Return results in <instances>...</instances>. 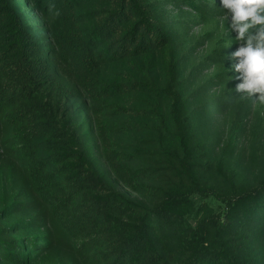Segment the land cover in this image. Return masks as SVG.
Wrapping results in <instances>:
<instances>
[{
    "label": "trees",
    "instance_id": "16d2710c",
    "mask_svg": "<svg viewBox=\"0 0 264 264\" xmlns=\"http://www.w3.org/2000/svg\"><path fill=\"white\" fill-rule=\"evenodd\" d=\"M224 15L0 0V264H264V105Z\"/></svg>",
    "mask_w": 264,
    "mask_h": 264
},
{
    "label": "clouds",
    "instance_id": "9594fccd",
    "mask_svg": "<svg viewBox=\"0 0 264 264\" xmlns=\"http://www.w3.org/2000/svg\"><path fill=\"white\" fill-rule=\"evenodd\" d=\"M224 20L237 34L238 49L232 58L242 82L235 92L264 105V0H221ZM230 45V44H228Z\"/></svg>",
    "mask_w": 264,
    "mask_h": 264
},
{
    "label": "rangeland",
    "instance_id": "374dc122",
    "mask_svg": "<svg viewBox=\"0 0 264 264\" xmlns=\"http://www.w3.org/2000/svg\"><path fill=\"white\" fill-rule=\"evenodd\" d=\"M221 24H222V26L225 28V30H226V32H228L233 38H235L236 37V33L231 29V27H230V20H224L223 18L221 19ZM197 29L198 28H194L193 29V32H197ZM256 106H257V104L256 103H254V104H252V106L251 107H249L248 108V110H249V118H251V119H253V118H255V117H257V115H256ZM243 142H244V144L247 146L246 147V153L248 152V146L250 145V143H251V136H250V134L249 133H247L246 134V136L243 138ZM244 161H245V159H244Z\"/></svg>",
    "mask_w": 264,
    "mask_h": 264
}]
</instances>
